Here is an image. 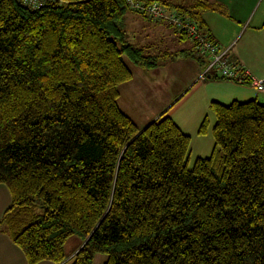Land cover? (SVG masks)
<instances>
[{"label": "trees", "instance_id": "16d2710c", "mask_svg": "<svg viewBox=\"0 0 264 264\" xmlns=\"http://www.w3.org/2000/svg\"><path fill=\"white\" fill-rule=\"evenodd\" d=\"M136 1L177 11L212 41L203 15L217 3ZM127 11L125 0H0V184L11 198L0 229L28 264H264V104L210 102L214 146L189 168L191 138L166 113L139 128L118 106L132 79L124 57L144 69L209 60L177 29L192 50L145 55L126 40ZM72 236L82 244L65 261Z\"/></svg>", "mask_w": 264, "mask_h": 264}, {"label": "rangeland", "instance_id": "374dc122", "mask_svg": "<svg viewBox=\"0 0 264 264\" xmlns=\"http://www.w3.org/2000/svg\"><path fill=\"white\" fill-rule=\"evenodd\" d=\"M260 1L257 0L252 13H250L251 15ZM262 5L264 6V0H262ZM217 10V13L226 16V12L222 10V7ZM225 20L228 21L227 18ZM243 29L244 27L241 32ZM124 30L127 36L126 40L136 47L143 46L145 55L158 56L166 51L173 52L179 48L176 47L177 42H172L164 36L161 37L160 31L149 25L148 21L144 24L128 21L124 26ZM173 30L175 31L174 27ZM247 35H244L242 40L238 42L239 46L247 37L249 42L247 49H245L248 52L247 54L255 58V65L264 67V32H254L249 36ZM179 44L182 47L184 45V43ZM174 58H176V61H174ZM174 58L158 67L157 70L150 71L135 66L124 57L126 65L131 70L132 79L120 86L122 96L119 99V107L139 128H144L147 124L144 126L143 124L147 122L148 118L158 112L163 104H166L157 116L166 113V116L170 117L184 133L190 136L188 167L191 168L197 157L210 156L214 146L212 126L215 118L209 108L210 102L217 101L222 104H229L233 100L248 101L256 99L264 104V97L257 91L258 89L250 88V85L232 84L234 82L229 80H223L225 82L222 83L202 84L201 82L204 79H199L198 75L193 77V66L188 62L190 60H186L180 55ZM142 95L152 97V99L148 101V98H143ZM204 117L208 119L207 132L204 135H199L197 130ZM214 172L217 175L220 174L217 165L214 167ZM78 242L81 246L80 240L75 236L70 237L65 243V251L69 254ZM105 260L104 255H97L93 264H101ZM67 264H70V261Z\"/></svg>", "mask_w": 264, "mask_h": 264}, {"label": "crops", "instance_id": "0c3cea01", "mask_svg": "<svg viewBox=\"0 0 264 264\" xmlns=\"http://www.w3.org/2000/svg\"><path fill=\"white\" fill-rule=\"evenodd\" d=\"M211 2L217 3L222 10L226 12V16L224 14H219L214 11H208L203 15L205 24L208 29V34L210 35V39L218 46L220 50L226 51L225 57L229 62L235 63L239 66H242L244 69L248 70L251 78L255 79H264V67L255 65V58L250 57V54H247L245 49H247L249 42L246 37L241 46H239L238 42L242 40L243 36L256 32L262 33L264 32V6L262 5V0L256 7L254 13H252L253 7L255 6L257 0H209ZM263 6V7H262ZM224 15V16H221ZM227 18L228 21L225 19ZM135 21L144 24L145 22H149V25H152L154 28L160 31L161 37H167L172 42L175 41L176 47H179L173 52H180L184 50H192L193 45L188 39L180 38L177 33L173 30V27L166 24L165 22L152 23L146 17L141 14L127 11L124 16V26L127 22ZM244 29L241 32V29ZM241 33V34H240ZM152 34V33H151ZM126 35V33H125ZM238 37V38H237ZM158 38V37H157ZM127 39V36H126ZM177 40V41H176ZM187 41V43H186ZM129 42V41H128ZM130 43V42H129ZM179 43H184L183 47L180 46ZM143 48V46H140ZM139 47V48H140ZM196 51V50H195ZM167 52V51H166ZM182 58H185L189 63L193 66V77L202 73L203 69L201 68L200 61H197L194 57H185L180 55ZM173 61V60H172ZM176 61V58H174ZM158 68V67H157ZM148 69V70H157ZM221 80V81H220ZM130 82V81H128ZM222 83L225 82L222 79L216 77V74L213 70H210L206 78L201 82L202 84L206 83ZM235 84V83H232ZM239 85V84H237ZM249 86V85H248ZM250 88H253L249 86ZM263 97L264 92H260L257 90ZM119 98H118V106L119 99L121 98L122 89H119ZM143 98H148V101L152 99V97L143 96ZM235 97V96H234ZM166 104H163L160 107V110L153 114L150 118H148L147 122L143 124L146 125L150 121L155 120L158 116V113L162 112V108H164ZM121 109V108H120ZM162 109V110H161ZM160 116V114H159ZM142 126V127H143ZM11 198L7 188L4 185L0 184V218L4 211L8 208L10 204ZM80 248V242L76 244L74 249L68 254L67 251V260ZM97 256V255H96ZM95 256V257H96ZM94 257V258H95ZM65 260V261H67ZM0 264H28L23 252L18 248L10 239L7 233L0 229ZM37 264H54L49 261H42Z\"/></svg>", "mask_w": 264, "mask_h": 264}, {"label": "built area", "instance_id": "2783aa9c", "mask_svg": "<svg viewBox=\"0 0 264 264\" xmlns=\"http://www.w3.org/2000/svg\"><path fill=\"white\" fill-rule=\"evenodd\" d=\"M126 5L134 12H140L154 22H165L175 29L186 33L195 41L200 53L205 55L209 64L203 69L199 79H205L210 70H213L216 77L230 80L237 84L250 85L260 92L264 91V79L251 78L248 70L235 63L229 62L225 57L226 51L220 50L218 46L209 41L199 30L197 23L186 19L175 10H170L166 6L153 2L149 5L136 0H125Z\"/></svg>", "mask_w": 264, "mask_h": 264}, {"label": "water", "instance_id": "95a60500", "mask_svg": "<svg viewBox=\"0 0 264 264\" xmlns=\"http://www.w3.org/2000/svg\"><path fill=\"white\" fill-rule=\"evenodd\" d=\"M141 131H142V129H141ZM141 131H140V132H141Z\"/></svg>", "mask_w": 264, "mask_h": 264}]
</instances>
